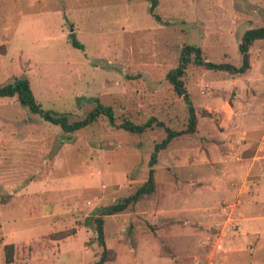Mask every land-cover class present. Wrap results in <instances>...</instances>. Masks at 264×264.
Returning a JSON list of instances; mask_svg holds the SVG:
<instances>
[{
    "label": "rangeland",
    "instance_id": "374dc122",
    "mask_svg": "<svg viewBox=\"0 0 264 264\" xmlns=\"http://www.w3.org/2000/svg\"><path fill=\"white\" fill-rule=\"evenodd\" d=\"M263 25L264 0H160L154 12L149 0H0V85L25 76L44 110L72 120L85 117L97 98L114 107L118 123L156 117L184 130L187 103L167 80L182 46L199 44L208 60L240 65L243 32ZM74 32L83 49L74 46ZM251 65L237 75L188 70L197 131L158 152L153 194L105 216L107 245L118 253L106 264H146L134 239L175 224L151 218L174 193L185 191L189 208L206 209L201 225L190 224L195 231L187 239L195 245L202 241L212 251L226 219L229 228L239 226L229 211L264 175V166L236 165L255 154L264 158V40L252 47ZM245 118L255 125L249 133ZM166 135L162 126L134 134L103 120L69 133L17 97H0V264L97 262L94 218L145 182L155 145ZM233 184L232 194L223 195ZM224 208L221 220L211 216ZM62 231L74 233L56 239ZM163 252L170 256L171 249L165 244ZM205 256V263L178 264H210Z\"/></svg>",
    "mask_w": 264,
    "mask_h": 264
},
{
    "label": "trees",
    "instance_id": "16d2710c",
    "mask_svg": "<svg viewBox=\"0 0 264 264\" xmlns=\"http://www.w3.org/2000/svg\"><path fill=\"white\" fill-rule=\"evenodd\" d=\"M151 2V11L159 5L160 0H149ZM156 18L161 20L160 16L156 14ZM264 40V25L251 27L246 29L239 43L240 52L242 55V62L240 65H235L231 62H215L208 60L204 54L202 46L194 43H185L180 52L179 63L172 68L167 74V80L173 86L174 92L178 96H182L188 106V127L184 130H176L164 121L158 120L156 117H151L145 123H135L130 119H125L118 123L116 112L113 106L102 103L95 98V106L83 118L72 120L68 113H58L51 110H44L41 103L37 100L36 95L32 89L30 79L25 76L14 78L12 81L0 85V97H17L18 101L28 108L33 113L42 116L56 125H59L65 132H75L81 130L89 125H93L100 120L107 122L109 125L123 128L134 134H143L146 130L153 128L155 125L165 128L167 133L165 139L155 145V151L152 154L149 170V175L145 182L137 188L135 192L128 195L117 202L107 205L101 209L99 216L94 218L95 231L98 244L102 251L100 258L94 264H106L114 261L118 253L107 245L106 231H105V216L114 215L125 212L128 208L134 207L143 197L151 195L155 192L157 187L156 168L154 165L158 163V152L162 149L168 148L169 144L177 137L184 134H193L197 131L198 114L193 104L190 93L187 90L185 77L191 67L199 66L210 70L225 71L233 75L245 74L251 68V49L255 42ZM72 42L74 46L84 48L76 33H72ZM204 116H211L212 113L204 109L202 111ZM72 231H62L57 234L56 239L65 238L72 235ZM8 248H13V245H8ZM12 252V251H11ZM10 254V253H9ZM9 262L13 260V255L7 258Z\"/></svg>",
    "mask_w": 264,
    "mask_h": 264
},
{
    "label": "crops",
    "instance_id": "0c3cea01",
    "mask_svg": "<svg viewBox=\"0 0 264 264\" xmlns=\"http://www.w3.org/2000/svg\"><path fill=\"white\" fill-rule=\"evenodd\" d=\"M246 120L248 121L246 124H240L245 127L244 133H249L250 129L255 125L249 118H245ZM261 128L263 145L264 127ZM257 132L258 130L256 129L252 131V134L258 135L260 133V131ZM236 165L237 167H245V165L263 167L264 158L255 154L252 158H248L243 163H237ZM254 184L257 185V189L254 192L242 195V206L235 209V211L233 209L229 211L232 213L230 216L237 218L238 221L236 223L239 226L229 228L227 220L230 218L226 219L225 223L223 222L219 226L220 231L216 232L217 235L219 234V239L217 240V246L212 251L210 246L208 244L204 245L202 241L201 245L197 246L192 243L191 239H187L195 231L190 227V224L198 221L199 225H201L200 219H206L208 216L206 213H202L205 212V208H189L187 206L185 191H181L180 195L174 193L171 196L173 202L168 203V208L162 207L163 204L156 214L151 215L154 223L155 221L157 222L156 224H158L157 220L175 224L156 230V235L152 234L149 237L137 236L134 239V251L138 247L146 264L150 263V261L154 264H178V262L182 261V263H186L188 259H194L193 262H197L200 258H206V253H208L210 260L208 263L210 264H213L212 259L216 260L218 264H264V175L257 179ZM232 187H234V184L223 195L232 194ZM180 200L183 205L180 204ZM184 205L187 207H183ZM225 212L224 208L215 214L212 213L211 216L214 219L219 218L221 220L225 216ZM216 239L214 242H216ZM165 244L171 249L170 256L164 255L163 245ZM205 261L204 259L203 262L205 263Z\"/></svg>",
    "mask_w": 264,
    "mask_h": 264
}]
</instances>
